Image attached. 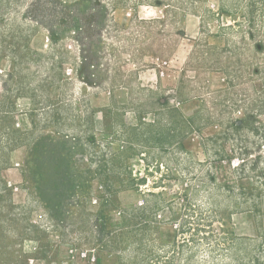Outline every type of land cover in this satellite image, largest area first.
Here are the masks:
<instances>
[{"label":"rangeland","instance_id":"1","mask_svg":"<svg viewBox=\"0 0 264 264\" xmlns=\"http://www.w3.org/2000/svg\"><path fill=\"white\" fill-rule=\"evenodd\" d=\"M157 1L0 0V264H264V0Z\"/></svg>","mask_w":264,"mask_h":264},{"label":"crops","instance_id":"2","mask_svg":"<svg viewBox=\"0 0 264 264\" xmlns=\"http://www.w3.org/2000/svg\"><path fill=\"white\" fill-rule=\"evenodd\" d=\"M191 35L193 36L195 33H191ZM231 227L236 235L254 236L256 232L255 214L251 211L233 214ZM51 243L53 251L58 253V244L54 240Z\"/></svg>","mask_w":264,"mask_h":264},{"label":"built area","instance_id":"3","mask_svg":"<svg viewBox=\"0 0 264 264\" xmlns=\"http://www.w3.org/2000/svg\"><path fill=\"white\" fill-rule=\"evenodd\" d=\"M90 261L93 262V263L94 262L96 263L97 262V257L95 255L91 256L90 257Z\"/></svg>","mask_w":264,"mask_h":264},{"label":"trees","instance_id":"4","mask_svg":"<svg viewBox=\"0 0 264 264\" xmlns=\"http://www.w3.org/2000/svg\"><path fill=\"white\" fill-rule=\"evenodd\" d=\"M159 4L162 2V0H159V1H157ZM223 11V10H222ZM257 45H259V44H257ZM235 236V235H234ZM236 237V236H235Z\"/></svg>","mask_w":264,"mask_h":264}]
</instances>
